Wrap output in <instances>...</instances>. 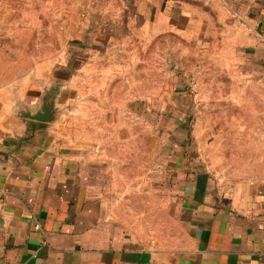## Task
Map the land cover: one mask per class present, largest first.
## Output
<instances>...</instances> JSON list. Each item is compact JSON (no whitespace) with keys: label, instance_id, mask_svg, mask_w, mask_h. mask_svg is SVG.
Masks as SVG:
<instances>
[{"label":"crops","instance_id":"crops-1","mask_svg":"<svg viewBox=\"0 0 264 264\" xmlns=\"http://www.w3.org/2000/svg\"><path fill=\"white\" fill-rule=\"evenodd\" d=\"M101 1L91 8L116 16L94 36L105 49L93 51L89 64L166 35L191 45L192 57L202 55V67L191 63L190 89L177 91H191L193 108L201 93L210 109V119L186 135L198 151H178L165 181L161 164L148 176L132 173L120 111L131 103L115 101L108 89V77L125 76V64L96 67L90 75L106 76L105 86L85 94L76 74L52 88L69 55L19 59L2 46L18 40L17 23L9 25L10 35L0 34V264H264V0ZM9 2L16 12V0ZM49 98L51 119L31 116ZM139 98L137 113L156 106ZM145 190L155 205L162 191L170 194L180 233L131 223L121 205Z\"/></svg>","mask_w":264,"mask_h":264},{"label":"rangeland","instance_id":"rangeland-1","mask_svg":"<svg viewBox=\"0 0 264 264\" xmlns=\"http://www.w3.org/2000/svg\"><path fill=\"white\" fill-rule=\"evenodd\" d=\"M3 1L6 5H3L0 12V21L3 22V27L0 28L1 36L8 37L9 25L17 23V27L12 29L17 36V42L2 45L8 47L7 52H17L19 59L23 58L22 55L30 54L36 62L61 53L69 55L66 72H60L51 77V84L56 82L52 88L57 89L67 84L68 80L76 74L78 75L77 83L86 86V88L82 87V92L85 94L90 85L105 86L106 76L102 78L90 75L96 67L105 68L112 65L116 68L125 64V76L115 71L112 77H108L113 79L108 89H113L115 101L121 102L125 96V103L126 101L131 103L130 106L125 104V108L120 111L122 115L125 114V131L128 132L125 136V150L131 153L128 161L133 169L132 173L139 172L143 175L145 172L148 176L147 172L153 169L154 164H161L162 181H165L169 165L175 162L179 152L186 153L192 150L197 153L199 145L196 140L186 138V135H191L197 121L210 119L207 114L210 109L201 105V93L200 106L194 108L187 103L191 97V91L177 93L186 88L190 89L191 79L188 73L191 63L199 60L198 65L203 66L201 54L196 55L195 51L192 57L191 45L178 36L166 35L151 44H129V52L119 49L114 52L117 57L114 60L102 58L95 63L92 61L91 65L89 62L92 52L105 49L101 45L94 46V36L97 33L98 35L105 33L107 28L103 26L104 20L115 17V13L96 11L95 8H91L92 0H16V12L13 3L10 4L9 0ZM101 2L100 5L105 7V1ZM131 39L138 41L136 35H132ZM123 57H125V63L121 59ZM194 57L199 58L195 60ZM21 61L24 62V60ZM56 63L58 62L56 61L55 65ZM204 64L208 65L206 61ZM123 80H125V93L122 91ZM104 92L105 89H102L103 98ZM214 94L211 98L220 99L218 93ZM140 96L148 105L156 104V106H150L147 110L140 106L135 109L138 110L137 113L134 111L135 105L132 101L140 99ZM60 99L66 100L64 97ZM230 111V113L234 112L232 108ZM114 115L119 116L116 107ZM216 119L218 116L215 111L214 120ZM219 126L223 130L225 125L221 123ZM213 127L216 128V124ZM141 165L144 168H141ZM146 190L144 193L129 195L130 203L125 202L121 205L122 210L129 213L131 223L158 225L163 235H169L173 230L180 233L181 226L172 215L175 204L169 201L170 194L162 191L163 198L155 205L153 199L148 198ZM177 205L180 207L179 199ZM142 215L144 219L141 218ZM125 216L128 217V215Z\"/></svg>","mask_w":264,"mask_h":264},{"label":"water","instance_id":"water-1","mask_svg":"<svg viewBox=\"0 0 264 264\" xmlns=\"http://www.w3.org/2000/svg\"><path fill=\"white\" fill-rule=\"evenodd\" d=\"M55 106V100L49 98L46 100V104L43 106V111H39L35 114H31L33 117L43 118V119H51V115L53 114L52 111Z\"/></svg>","mask_w":264,"mask_h":264}]
</instances>
